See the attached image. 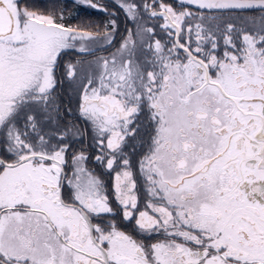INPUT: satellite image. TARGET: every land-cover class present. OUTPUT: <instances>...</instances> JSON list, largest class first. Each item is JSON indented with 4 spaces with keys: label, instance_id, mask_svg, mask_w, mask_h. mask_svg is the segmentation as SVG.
<instances>
[{
    "label": "snow or ice",
    "instance_id": "snow-or-ice-1",
    "mask_svg": "<svg viewBox=\"0 0 264 264\" xmlns=\"http://www.w3.org/2000/svg\"><path fill=\"white\" fill-rule=\"evenodd\" d=\"M117 7L0 0V264H264V0Z\"/></svg>",
    "mask_w": 264,
    "mask_h": 264
},
{
    "label": "flooded vegetation",
    "instance_id": "flooded-vegetation-1",
    "mask_svg": "<svg viewBox=\"0 0 264 264\" xmlns=\"http://www.w3.org/2000/svg\"><path fill=\"white\" fill-rule=\"evenodd\" d=\"M88 3L81 4L83 11L90 10L94 14L92 17L95 16L93 19H87L84 23H94L96 25H103L104 30L99 32L101 37L105 33V29L107 26L110 25L111 21L115 20L117 32L115 34V44L113 46H107L105 43H97L94 44L93 47V54L91 55H81L78 53H74L72 55L66 56L65 61H76L78 59H95L98 56H108L111 52L115 51V46L119 44L121 37L123 36L125 30L131 27V24L126 19L124 13L120 11L117 5L120 3V0H85ZM92 5H96L93 7ZM253 15H259V13H252ZM90 20V21H89ZM239 22V21H237ZM63 96L65 101L69 96H72L73 93L71 89L68 87V84L65 83L63 86ZM73 106L74 104V97H73Z\"/></svg>",
    "mask_w": 264,
    "mask_h": 264
},
{
    "label": "trees",
    "instance_id": "trees-1",
    "mask_svg": "<svg viewBox=\"0 0 264 264\" xmlns=\"http://www.w3.org/2000/svg\"><path fill=\"white\" fill-rule=\"evenodd\" d=\"M32 7L40 12L55 13L59 16L63 14V22L71 27H80L92 32H101L104 30L103 25L94 23H84L87 19L95 18L90 10L83 11L80 3L72 0H29ZM90 21V20H89Z\"/></svg>",
    "mask_w": 264,
    "mask_h": 264
},
{
    "label": "rangeland",
    "instance_id": "rangeland-1",
    "mask_svg": "<svg viewBox=\"0 0 264 264\" xmlns=\"http://www.w3.org/2000/svg\"><path fill=\"white\" fill-rule=\"evenodd\" d=\"M73 2H78V3H81V4H85L88 3L87 1L85 0H72Z\"/></svg>",
    "mask_w": 264,
    "mask_h": 264
}]
</instances>
